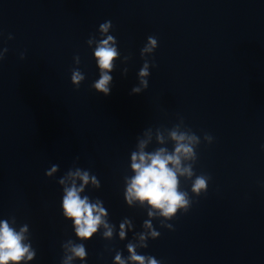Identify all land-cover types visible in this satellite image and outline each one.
Segmentation results:
<instances>
[{
  "label": "clouds",
  "instance_id": "obj_1",
  "mask_svg": "<svg viewBox=\"0 0 264 264\" xmlns=\"http://www.w3.org/2000/svg\"><path fill=\"white\" fill-rule=\"evenodd\" d=\"M110 24L105 23L101 25V31L107 32ZM113 38L109 36L106 40L100 42V45L95 51L99 67L104 70H111V60L117 56L116 49L109 45V41ZM157 41L153 38H149L148 46L143 51L151 52L156 46ZM148 75L147 68L141 70V84L144 88H147V81L143 78ZM83 79L79 72H74L72 76L73 83L79 85L80 80ZM112 77L108 75L106 71L101 72L100 79L94 84L95 89L98 92L108 95L110 89L108 87ZM141 91L140 88H133V92ZM174 140L177 141V146L173 154H167L164 149H160L155 154H145L143 151L132 156V168L136 175L131 179L127 195L129 203L132 199H138L141 202L147 201L152 207L159 208L164 216H171L175 213L177 207H186L188 201L185 199L186 193L178 191V179L177 172L181 175L191 176V169H181V156L184 158H190L193 156L192 147L189 144L183 143L186 137L184 134L177 136L174 132L172 134ZM188 139L195 140V137H188ZM143 148V144L141 145ZM138 161V162H137ZM169 164L173 167H169ZM55 171V168H53ZM77 176L84 182L88 183V174L76 173ZM206 188V178L204 176L197 177L193 186V192L199 193L201 189ZM79 191H83V186L77 189L75 186L69 189H65L66 195L63 200V207L66 216L72 218L76 225V232L79 237L87 238L92 233L97 231L98 226L104 223L101 220V216L104 215V210L98 206V204H90L88 198L83 199L78 195ZM152 213H149L151 215ZM106 228L108 225L105 223ZM146 227H150L148 222H145ZM124 225H121V229ZM16 233L9 227L7 222L0 223V264H8V261L18 262L25 254H28V247L23 245V231ZM121 237L123 238L124 232L121 231ZM155 236L156 233H153ZM105 236H111V230L105 232ZM129 251L133 252V248L129 245ZM72 252L75 256L83 258L85 256V250L82 245H78L72 248ZM31 259V254L28 255ZM71 259V258H69ZM131 259L139 261L140 264H144V257L132 254ZM116 261L118 264H124L120 256L117 255ZM148 264H157V261L149 258Z\"/></svg>",
  "mask_w": 264,
  "mask_h": 264
}]
</instances>
